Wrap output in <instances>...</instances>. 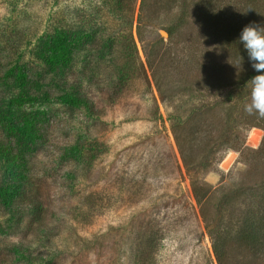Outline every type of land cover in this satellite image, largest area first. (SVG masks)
<instances>
[{
  "label": "rangeland",
  "instance_id": "obj_1",
  "mask_svg": "<svg viewBox=\"0 0 264 264\" xmlns=\"http://www.w3.org/2000/svg\"><path fill=\"white\" fill-rule=\"evenodd\" d=\"M152 1L147 0L142 12L141 41L136 32L140 0L133 6L132 0L122 6L111 0V8L105 0H0V109H8L17 118L41 113L45 120L42 141L25 156L30 169L26 195L7 204L0 198V264H134L138 220L134 203L139 205L145 192H140L141 183L131 191L126 183L119 191L115 186L112 202L104 206L91 202L114 173L126 171L121 165L124 160L119 161L120 155L126 157L125 151L135 158L129 173L139 165L142 171L157 165L165 174L153 183L166 184H152L143 196L148 200L141 204L152 201V207L170 215L169 221L179 219L178 225L169 224L172 234L159 250L162 264H217L204 223L199 218L197 225L187 210L189 203L198 210L189 175L207 184L208 221L217 215L222 194L264 180V130L260 127L264 119L262 125L250 126V120L251 124L257 120L242 118L251 88L247 82L259 73L238 74L239 65L223 40L227 30L259 20L264 25V0H252L256 9L246 16L242 12L247 9L246 0H212L209 12H190L170 37L161 31L177 21L180 9L175 4L170 7L168 0L151 6ZM69 31L82 38L95 34L96 39L87 38L84 47L59 63L55 72L48 70L37 55L41 43L56 33L69 39ZM105 38L112 39L110 44H105ZM11 67L26 68L28 77L36 72V82L22 88L9 79L2 81L3 72ZM122 73L129 78L115 96L114 84ZM71 81L86 98L79 105L65 102ZM25 91L30 92V100L17 105L15 99ZM206 104L211 106L208 118L193 130L190 119L198 106ZM234 104L231 116L237 122L231 120L228 126L225 112ZM176 122L180 123L177 130ZM8 133L0 124V148L8 136L13 138ZM93 139L105 143L107 151L94 152L89 167L85 149ZM195 157L207 163L206 168H196ZM8 170L0 159V182ZM34 203L39 204L36 212ZM238 207L241 210L244 205ZM262 253L256 260L242 256V250L228 249L225 264H264Z\"/></svg>",
  "mask_w": 264,
  "mask_h": 264
},
{
  "label": "trees",
  "instance_id": "obj_2",
  "mask_svg": "<svg viewBox=\"0 0 264 264\" xmlns=\"http://www.w3.org/2000/svg\"><path fill=\"white\" fill-rule=\"evenodd\" d=\"M114 1L118 5L122 6V2H124L125 0ZM135 1L136 0H132V6L136 3ZM251 1L252 0L244 1V5L247 8L246 10L242 11L245 12L244 16H246L247 13H254L253 8L255 7H252L253 5H251ZM110 2L111 0H105V4L107 5H110ZM146 3L147 0H140L138 6L136 32L139 35L140 40L141 17L142 12L147 7ZM212 3V0H168V4L170 7L175 4L180 9V15L177 17V21L169 24L167 27H164V30L167 32L168 37H170L177 28H179L184 22H186L185 20L187 19V16L190 15V12L193 14L207 13L212 8ZM148 4H150L151 6L152 4L156 5L157 0H153ZM261 22L262 21L259 20V22L257 23L259 24ZM242 29L243 28L240 29L239 27H236L232 31L227 30V34L224 35L223 40H226L224 41V43L226 44L225 46L227 47L228 45L227 48L231 50L230 54L232 59L233 57H235L234 60L236 64L239 65L238 74H246L251 76L252 71L255 70L252 68V65L248 59L247 52L243 48V45L238 43V38ZM56 36L57 33L48 36V38L41 43L37 53L44 66H46L48 70L54 72L55 67H57L59 63H62L68 57L70 59V57H72L77 49L84 47V44L88 41L87 38L93 37L96 39L95 34H92V37L86 35L82 38V36L78 33H73L71 31H69V39L67 34H63L61 37ZM111 40L112 39L110 38H105V44L109 43ZM223 40L219 42L222 43ZM152 43L156 45L158 41L154 40L152 41ZM143 51L146 63L153 72V65L148 58L149 55L146 47H144ZM11 68L12 69H6L3 72V75L1 77L2 81H4L5 79H9L11 82H16L17 84H19L22 88L31 86V84H34L36 82V72L34 77H28L26 68ZM128 78L129 77L124 73L119 75L117 82H115L114 84L115 96H119L123 86H125V83L128 81ZM239 78L240 77H238V79ZM69 87L71 89V93H69V98H66L65 102L69 103L70 106L79 105L82 101L86 100L85 97L82 99L81 96L83 95H81L80 93V87L75 83V81H71L69 83ZM242 90L245 91V88L242 87ZM245 94L246 93L243 92L242 95H239L238 101L242 100ZM29 95L30 92L25 91L24 93L19 94L14 102L17 105L24 104L28 102V100H30L28 97ZM115 98L117 97H114L112 100L114 101ZM236 107L237 104H234L233 106L230 105V109H227L225 112L226 123L228 124V126L231 124V120L234 124L237 122V118L231 116V111L233 110L232 108ZM89 108L91 109V105H89ZM210 108L211 106H209L208 104L203 105L202 107H197V112H195V115H193V117H191L190 119V123L194 124L193 130H196V128L202 125L208 118V112L206 111L210 110ZM238 113L242 114L240 113V111H238ZM242 118L244 121L248 118L257 120V122H254L253 124H251L250 120V123L248 124L250 126L262 125L261 122L263 119L258 118V116L256 115H249L247 113H244V116ZM241 122L244 125V122L239 119L238 123ZM0 124H2L4 129H7L10 132L8 134L13 137L11 138L10 136H8V140L4 143V145H1L0 148V159H3L6 162L7 168L9 169L6 173V177H3V180L0 182V198L3 199V203L7 204L11 203L13 198L19 197L20 199H23V197L26 195V184L30 180V169L27 165L25 156L26 153L35 150L38 144H40V142L42 141V132L45 128V120L44 116L41 113H35L33 115L26 113L23 115H19L17 118L16 115L10 113L8 109L1 108ZM178 124L180 125L179 122L173 124L175 130H177L176 127L178 126ZM212 124L213 122L211 120L207 123L208 126H211ZM260 127L264 130V125ZM193 135H195V133H192V136ZM237 135L238 136H236V138L239 139L240 131ZM224 136L226 137V135ZM89 141L90 142H88V147L85 150L87 152L86 154L89 155V161H87V164H89L90 167L92 164V158H94L95 156L94 152H106L107 148L105 143L97 141V139ZM125 153L127 154L126 157L123 159V155H120L119 161L121 162L124 160L121 165L125 166L124 168H126V171L118 170L120 174L114 173V175L111 177V180L105 182L102 185V190H99L98 194H95L93 195V197H91V202H101V205L104 206L109 202H112L110 201L113 193L111 191L115 186H117V191H119V187H123L124 183H126L128 184V186L130 185L128 187V191H131L132 188L137 187L138 183H141L140 192L143 190L145 192L144 194L140 195V204L137 205V203H134L135 206H138V211L136 213V215L138 216V220H136L137 223L134 227V239L136 244V257L134 259V264H150L151 261L156 264H162V261L158 257L159 250L163 247V241L172 234L170 231H172L173 229L169 227V224L172 227L178 225L179 219L175 218L172 221H169L170 215H168V213L162 214L157 209L152 207V201H147L146 203H144L145 207H141V204L143 203V201L148 200V197L143 196L148 195L152 184L158 186L166 184L162 180V184H160L161 181L156 184L153 183L154 180L163 177L165 174H163L162 171L159 170L162 167H158L157 165L155 167H150V169L148 166L144 171H142L139 164V166L137 167L140 171L137 169L136 172L132 174L129 173L131 161H134L135 158L129 157V152L125 151ZM180 154L186 166V171L189 172V162L187 161V157L185 158V155L181 152V149ZM137 156L140 157L141 153ZM144 156L147 155L145 154ZM194 160L196 161V157ZM147 165L148 163L146 164V166ZM195 165L196 168H206L207 163L197 160L195 162ZM147 172H150L152 175L149 174L148 176ZM189 176L191 180L192 195L196 201L198 210H196L192 203L188 204L187 210L192 215L194 222H196L197 225L199 218L204 223V230L211 239V248L214 253V259L216 263L225 264L228 249L242 250V256H248L251 257V259H256L259 256H262L261 254H263L262 252L264 251V180L259 182L257 185H254V187H238L235 189V191H230L228 193L222 194L217 201V215L214 216L211 221H208L206 209L204 208V198L206 197V193L208 191L207 184L199 178L193 177L192 174ZM246 193L247 195H249V197L247 196V201H245ZM132 197H129L130 199H128L126 202L128 203ZM238 205H244V208L242 207L240 210ZM235 207H238V212L234 211ZM229 208H232L233 211ZM32 209L36 212L39 209V204L34 203ZM200 230L201 229H199V231ZM199 237L201 245L204 244L202 240V230L200 231ZM156 256L158 257V263L156 261Z\"/></svg>",
  "mask_w": 264,
  "mask_h": 264
},
{
  "label": "clouds",
  "instance_id": "obj_3",
  "mask_svg": "<svg viewBox=\"0 0 264 264\" xmlns=\"http://www.w3.org/2000/svg\"><path fill=\"white\" fill-rule=\"evenodd\" d=\"M238 43L243 45L253 69L259 73L247 82L251 88L244 110L249 115L264 119V25L254 22L246 25L239 35Z\"/></svg>",
  "mask_w": 264,
  "mask_h": 264
},
{
  "label": "water",
  "instance_id": "obj_4",
  "mask_svg": "<svg viewBox=\"0 0 264 264\" xmlns=\"http://www.w3.org/2000/svg\"><path fill=\"white\" fill-rule=\"evenodd\" d=\"M161 33H162L164 36L167 35V33H166L165 31H161Z\"/></svg>",
  "mask_w": 264,
  "mask_h": 264
}]
</instances>
